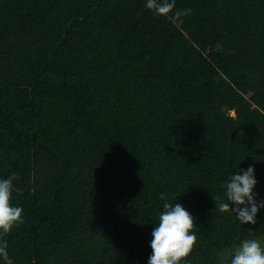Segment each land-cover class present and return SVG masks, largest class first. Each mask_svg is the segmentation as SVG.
I'll list each match as a JSON object with an SVG mask.
<instances>
[{"label": "trees", "instance_id": "obj_1", "mask_svg": "<svg viewBox=\"0 0 264 264\" xmlns=\"http://www.w3.org/2000/svg\"><path fill=\"white\" fill-rule=\"evenodd\" d=\"M144 3L0 0L13 264H147L161 193L194 217L187 264L264 238V209L216 207L249 165L264 198V0H175L182 22Z\"/></svg>", "mask_w": 264, "mask_h": 264}, {"label": "clouds", "instance_id": "obj_2", "mask_svg": "<svg viewBox=\"0 0 264 264\" xmlns=\"http://www.w3.org/2000/svg\"><path fill=\"white\" fill-rule=\"evenodd\" d=\"M144 6L157 17L180 22L192 11L190 8L173 11L175 0H145ZM17 178L15 172L6 178L0 177V264H13L3 237L23 223L22 208L10 203L13 180ZM257 184L254 165L239 168L223 185L226 202L220 199L216 207L220 212L234 215L239 225L256 224L258 212L264 209V198H259L254 191ZM160 199L164 201L163 210L151 232L147 264H187L186 258L197 243L194 217L180 203L167 202L164 193L160 194ZM230 264H264V244L259 239L241 240L231 255Z\"/></svg>", "mask_w": 264, "mask_h": 264}, {"label": "rangeland", "instance_id": "obj_3", "mask_svg": "<svg viewBox=\"0 0 264 264\" xmlns=\"http://www.w3.org/2000/svg\"><path fill=\"white\" fill-rule=\"evenodd\" d=\"M259 240L261 241L262 244H264V238ZM237 246L238 244H236L231 248L224 249L223 251H221V253L219 254L220 264H230L231 255Z\"/></svg>", "mask_w": 264, "mask_h": 264}]
</instances>
